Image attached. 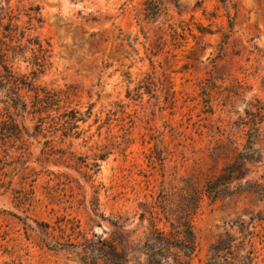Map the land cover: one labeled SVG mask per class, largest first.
Here are the masks:
<instances>
[{"label": "rangeland", "instance_id": "374dc122", "mask_svg": "<svg viewBox=\"0 0 264 264\" xmlns=\"http://www.w3.org/2000/svg\"><path fill=\"white\" fill-rule=\"evenodd\" d=\"M31 7L43 19L31 33L52 53L35 82L61 110L24 143L0 141V264H89L88 242L125 248L152 221L169 231L183 218L190 264L238 237L239 221L264 264V0H0V16L27 25ZM4 98L0 121L34 131L38 114ZM64 109L79 111L78 128L49 126ZM235 162L241 177L209 196Z\"/></svg>", "mask_w": 264, "mask_h": 264}, {"label": "trees", "instance_id": "16d2710c", "mask_svg": "<svg viewBox=\"0 0 264 264\" xmlns=\"http://www.w3.org/2000/svg\"><path fill=\"white\" fill-rule=\"evenodd\" d=\"M10 0H6L9 4ZM28 12V24L21 25L14 22L18 16L9 15V21L4 22V16H0V93L4 95L3 101L7 109H13V113L23 116L24 113L38 114L34 131L16 117L9 115L8 119L0 121V141L2 144L9 141L20 140L24 143V136H35L44 130L45 118L51 116L52 111L61 110L60 95L54 89H48L35 82L38 73L46 70L51 57V44L43 42L38 36H33L31 30L34 22H42V17L37 14L38 7L30 8ZM21 54L25 61L33 66L30 73H21L14 69L11 58ZM29 98V100L27 99ZM45 115H42V114ZM75 109H64L58 116H53L49 126L58 129L61 121L68 131L78 128V121L83 120L77 115ZM69 125V126H68ZM68 126V127H67ZM77 131V130H76ZM25 145V144H23ZM23 145L18 146L22 148ZM104 158L105 154L100 155ZM242 157V154H239ZM239 170L236 162L223 169L216 182H209L206 193L213 198L219 194V183H225L233 178H240V174L233 175ZM197 205L195 206V209ZM193 213V212H192ZM240 230V235L234 237L230 233L219 236L208 250L204 264H258V254L254 245L253 230L244 221L235 223ZM180 229L166 231L151 222V227L144 241L138 244H127L125 248H118L112 243L102 242V247H95L92 242L88 246L92 252L96 249L89 264H190V259L196 251V240L190 218L180 221ZM86 245V244H85ZM88 251L87 246L84 247ZM139 254H145L142 259Z\"/></svg>", "mask_w": 264, "mask_h": 264}]
</instances>
